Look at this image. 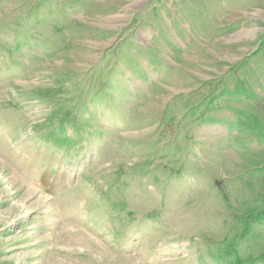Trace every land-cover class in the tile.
Wrapping results in <instances>:
<instances>
[{
    "label": "rangeland",
    "instance_id": "374dc122",
    "mask_svg": "<svg viewBox=\"0 0 264 264\" xmlns=\"http://www.w3.org/2000/svg\"><path fill=\"white\" fill-rule=\"evenodd\" d=\"M0 264H264V0H0Z\"/></svg>",
    "mask_w": 264,
    "mask_h": 264
}]
</instances>
